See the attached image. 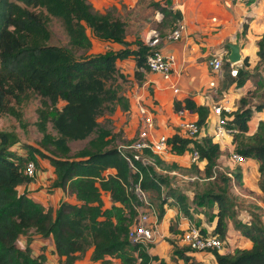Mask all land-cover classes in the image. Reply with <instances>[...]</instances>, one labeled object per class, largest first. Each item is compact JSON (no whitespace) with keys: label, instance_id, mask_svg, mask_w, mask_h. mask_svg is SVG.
<instances>
[{"label":"trees","instance_id":"1","mask_svg":"<svg viewBox=\"0 0 264 264\" xmlns=\"http://www.w3.org/2000/svg\"><path fill=\"white\" fill-rule=\"evenodd\" d=\"M153 4L161 10V23L167 25L172 21L174 25L181 18L179 10L168 1ZM53 17L61 21L66 31L65 44L51 41ZM87 29L90 36L128 44L125 21L115 17L110 9L103 12L95 9L89 0H0V114L16 113L13 104L35 94L41 103L36 124L42 133L38 146H33L20 144L14 130L0 129V264H50L44 253L33 255L29 245L21 248L16 244L19 235L29 230L43 236L52 234L58 264H74L79 254L90 247H93L91 260L98 264H115L114 259L119 264H154L153 261L171 264L128 237L138 214L135 205H143L135 191L136 184L148 202H156L153 206L157 219L164 215L170 199L180 213L192 216L187 195L173 187L168 176L154 164L137 163V170H132L117 145L133 138H123L110 126L109 116L116 107L123 111L129 108L125 95L127 78L116 60L132 53L137 67L146 68L148 46L137 40V49L125 46L88 54L92 41ZM257 43L263 61L264 36ZM80 49L82 54H78ZM244 64H248L246 59ZM223 68L225 85L235 82L241 86L250 75L248 69L238 67L237 75L230 76L227 59ZM135 74L138 78V70ZM262 88L256 104L246 95L240 97L232 122L238 129L233 135L236 151L258 161V187L264 195V120L260 119L256 129L247 133L253 110L264 108V85ZM179 106L176 103L175 107ZM184 106L199 113V123L205 121L207 107L196 105L190 98L185 99ZM47 123L53 131L47 129ZM82 139H87L85 145L72 152L70 142ZM168 142L171 152L182 154L197 149L200 159L206 160L204 167H200V162H191L186 167L195 176L193 179H198L199 173V179L208 180L194 192L192 201L204 207L216 204V222L211 233L225 238L226 218L234 216L229 204L233 177L218 168L222 154L219 143L210 135L190 138L180 130L169 135ZM16 145L24 148L25 154L19 153L14 148ZM150 153L160 168L184 169L175 161L168 163L160 155ZM36 156L50 160L56 174L53 185L62 187L76 199L75 202L62 200L54 214L17 190L19 184L33 177L24 173V167L28 160L36 162ZM236 164L239 166L233 170L234 177L241 183V166ZM105 192L110 196L109 205L103 197ZM240 220L235 228L252 245L224 253L212 249L215 264H264V227L258 218L250 223ZM175 231L180 232L176 228ZM187 249L188 246L176 245L174 252L187 261Z\"/></svg>","mask_w":264,"mask_h":264},{"label":"crops","instance_id":"2","mask_svg":"<svg viewBox=\"0 0 264 264\" xmlns=\"http://www.w3.org/2000/svg\"><path fill=\"white\" fill-rule=\"evenodd\" d=\"M89 1L95 9L101 12L111 7L120 9L122 6L129 10H132V8L137 9L141 2V0ZM165 1H168L171 7L179 10L181 19L186 24V30L179 39L164 41L161 44L163 52L172 54L174 58L170 75L165 76L160 72L151 71L144 67L138 68L135 55L132 53L116 60L118 68L127 78L125 95L128 99L129 108L127 111H123L116 107L109 116L111 119L110 126L113 131H119L121 136L126 139L136 136L139 128L140 105L151 109L154 114L155 126L152 130L153 134L165 133L169 136L176 130H180L183 133V129L180 126L183 118L198 119L199 117V113L191 109L184 116L178 113V110L184 107L186 98H190L196 105L207 107L208 119L211 116L210 106L212 103L226 102L235 109L237 105L236 99L257 88V81L251 80L250 76L246 78L241 86H236L235 82L225 85L224 81L227 80L224 77V68L222 67L219 73L214 72L211 67V59L213 55L221 50L226 51L225 57L227 59V54L230 50L228 43H238L241 59L236 62V65L248 69L251 73L255 65L262 62L258 55L257 42L264 36V0H248L245 2H233L230 0H150L151 3L148 4L149 8H147L151 10H146L147 8H145V11L151 12V20L145 19L143 15L133 16V14H128L127 12L124 13V16L121 15L120 18L125 21L127 28L129 26L132 27V30H126L125 40L128 41L127 45L92 37L90 36V30L87 29L92 41L87 53H97L107 49L118 50L125 46L130 49H137V40L144 42L151 29L158 28L164 32L169 31L174 26L172 21L167 25L163 22L161 23V10L153 4L158 2L162 5ZM130 23L131 25H129ZM245 59L248 64H244ZM136 70L139 73L138 78L135 74ZM210 81H214L215 86H211ZM173 86L179 87L180 91L174 92ZM176 103H180L178 108L175 107ZM260 119L264 120V108L253 110L251 119L248 121L249 128L247 133H252L256 129ZM14 148L19 153L25 154L24 148L17 145ZM221 149L222 154L220 156L226 157L229 166L236 164L230 160L226 150ZM168 152L169 155L167 154ZM186 155L188 156V151L176 154L169 149L161 157L164 160L171 158L172 161L182 164L180 160L186 159ZM186 161L187 164L188 161L191 163L190 157ZM205 163L206 160L203 159L200 162V167H204ZM35 164L36 168L33 177L31 180L17 186L19 192H25L33 200L42 204L45 209H51L53 214L62 200L76 201L74 195L68 194L60 186L53 185L56 174L54 166L48 158L36 156ZM240 166L243 183L253 187L254 181L259 179L258 161L253 157H247L245 161L240 163ZM254 189L257 190L256 186ZM103 197L106 205H109L111 203L109 194L105 192ZM202 208L205 207L202 205ZM199 212H195L193 206H191L192 216L190 218L180 213L174 206H165L164 215L162 218L157 219L160 234L154 241L156 246L149 248V253L157 254L161 257L158 250H165L164 239L173 233L170 229L172 224H175L177 231H181L189 221L194 223L195 220H198L201 221V226L199 227L205 230L207 227L212 231L216 221L209 225L204 222L203 216L205 213ZM231 227H233L231 221L226 220L225 238L232 242L233 238L230 236V231L235 227L232 229ZM236 231L240 233L237 228ZM181 232H178V234H181ZM241 236L244 240L240 241L246 245L245 247H250L252 245L251 240L245 235ZM16 244L21 248L29 245L33 255L44 253L47 262L58 264L57 255L54 252L55 244L52 234L43 236L33 230H29L19 235ZM92 249L93 247H90L86 250L84 257H78L74 264H98V262L91 260ZM221 252L224 253V251ZM200 254L210 255L212 257L211 261L214 264L216 263L215 256L212 253L203 252V254ZM114 263L119 264V260L114 259Z\"/></svg>","mask_w":264,"mask_h":264},{"label":"built area","instance_id":"3","mask_svg":"<svg viewBox=\"0 0 264 264\" xmlns=\"http://www.w3.org/2000/svg\"><path fill=\"white\" fill-rule=\"evenodd\" d=\"M233 2H245L248 0H230ZM186 30V24L178 18L174 26L165 33H160L157 29H151L148 36L145 38L144 43L148 46V51L145 55L146 68L160 72L165 76H169L172 69L173 55L165 54L162 50L161 44L164 41L179 39ZM226 51L221 50L219 53L213 55L211 59V67L214 72L219 73L222 70L224 58L226 59ZM238 65L229 62V73L236 76L238 73ZM211 86H215L214 81H210ZM174 92H179L177 86H173ZM232 105L226 102H214L210 106L211 116L203 123H199L198 119L183 118L180 126L183 129L185 136L190 138H198L203 135H210L212 140L218 142L221 148L226 150L228 157L234 163H241L246 160V157L235 149V142L233 141L234 133L238 132L237 127L232 122L233 118ZM190 112L187 107H182L178 110L181 116ZM139 128L136 136L130 142H120L117 145L118 150L123 157L127 160L132 170H137V163L142 165L155 164L154 155H162L170 149L168 142V135L165 133L154 135L153 129L155 126L154 114L151 109L140 105L139 106ZM150 151H148V150ZM191 162H201L200 155L197 149L191 150ZM35 162L28 160L24 167V173L28 176H33L35 173ZM227 174L232 177V172L228 171ZM190 179L195 176H190ZM135 191L143 205H135L138 211L137 216L131 224L128 232V237L132 242H141L147 248L150 243H153L156 237L160 234L157 225V213L152 203L148 202L144 191L140 188L139 184L135 185ZM244 219L250 217L248 213H243ZM185 217V216H184ZM182 242L188 246L189 251H200L212 253V249H217L219 252H233V249L228 238H221L218 234L202 232L200 227L195 226L194 223H189L183 227L181 232ZM149 249V248H148ZM147 249V250H148ZM213 254V253H212ZM214 255V254H213ZM140 257L138 258V261ZM158 264V261H153Z\"/></svg>","mask_w":264,"mask_h":264},{"label":"rangeland","instance_id":"4","mask_svg":"<svg viewBox=\"0 0 264 264\" xmlns=\"http://www.w3.org/2000/svg\"><path fill=\"white\" fill-rule=\"evenodd\" d=\"M150 3H151L150 0H141L138 8L137 9L132 8V10L124 8L123 6L120 9L109 6L111 7L109 9L112 11L115 17H121V15L124 16V13L127 12L128 14H133V16L143 15L145 19L151 20L150 18L151 12L145 11V8H147L148 4ZM148 8L146 10H151ZM129 25H131V23ZM50 28L52 31V39H51L52 42L65 44L68 41V36L66 34V31L59 19L53 17L50 21ZM130 29L132 30L131 26L127 28L128 31ZM91 36L93 37L92 34ZM78 54H82V49L78 50ZM249 76L251 80L255 82L257 81V85H259V88L251 90L245 93L244 95H241L240 97L246 95L245 97H248V99L252 100L253 104H256L258 103L257 101L258 95L262 92L263 89L262 85H264V60L258 63L257 65H255L253 71L250 73ZM240 97L236 99L237 105ZM40 105L41 103L39 101V97L35 94H32L29 97L21 100L19 103H14L13 107L16 110V113L4 112L0 114V129L14 130L19 136L20 144L25 143L33 146H38L37 141L42 135L41 131L38 129V126L36 124V121L38 119L37 108ZM100 119L103 122L105 120V117L102 116L100 117ZM47 129L49 131H53L50 123H47ZM86 142L87 139L71 141L70 145L72 148V152L84 146ZM190 152L191 151H188V156L186 155L185 157L187 158L190 157L189 156ZM167 154L169 155V152ZM186 159L185 158L181 159L180 163L182 164H179L185 170L184 169L165 170L160 167H158V170L162 171L168 176V178L171 180V184L173 185V187L180 189L187 195L188 201L191 204V206H193V210L195 212L200 211L205 213L203 216L204 222L211 225L216 218L215 217V210L217 209L216 205L207 204L205 205V208H202V205H200L197 201L196 202L192 201L194 192L199 191L208 180L199 179L201 178V175L199 173L197 174L199 177L198 179H193V180L190 179L189 177L193 174L189 171H186V167L190 166L191 163L190 161H188L187 164ZM165 161L170 163L172 160L171 158H166ZM218 164H219L218 168L222 169V171L230 170L232 172V177H233L232 184L229 185V204H230V209L234 211V216L227 217L226 220L229 222L231 221V224L233 225V227H235V223L240 219H241L240 221H244V222L249 221L250 223V221H253L255 218L256 219L258 218L262 226L264 227V195L257 187L258 180H255L253 178V180H255L253 183V187L244 184L243 180L241 183H237V179L234 177L233 170L235 169V167H238L239 165L237 166V164H231L229 166L225 156L223 157L219 156ZM255 186L257 190L254 189ZM153 204L156 206V202L153 201ZM166 206H174L175 208H177V206L174 204L173 200L171 199L168 201ZM243 213H248L250 217L244 219ZM194 224L195 226L199 227L201 226V221L195 220ZM174 225L175 224L171 225V227L173 228V233L169 234V236H166L164 239L165 250L162 251L158 250L162 258H164L171 264H214V262L211 261L212 257L210 255L208 256L204 255L203 252L200 251H188L187 249L188 252L185 250V254L189 255V259L187 261H184L182 258H179L174 252L175 246L178 245L181 247H186V245L181 240L182 234H178V232L175 231ZM233 227H231V229ZM205 232L210 233L211 232L210 228L208 229L206 227ZM230 232H231L230 236L233 238L232 242L230 241L233 250L239 247L246 246L243 242L240 241V240H244V238L241 236L243 235L241 231L239 233L238 231H236V228H233ZM152 246H156L154 245V242L150 243V246H148V248H151ZM200 253H202L203 255H201ZM85 254L86 252L84 254H79L78 257L82 258L84 257ZM57 261L60 262V260Z\"/></svg>","mask_w":264,"mask_h":264},{"label":"water","instance_id":"5","mask_svg":"<svg viewBox=\"0 0 264 264\" xmlns=\"http://www.w3.org/2000/svg\"><path fill=\"white\" fill-rule=\"evenodd\" d=\"M230 48L229 53L227 54V60L232 63H236L241 59V53L239 51V44L238 43H228Z\"/></svg>","mask_w":264,"mask_h":264}]
</instances>
